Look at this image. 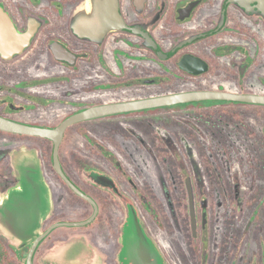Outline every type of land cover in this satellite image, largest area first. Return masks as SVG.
Returning a JSON list of instances; mask_svg holds the SVG:
<instances>
[{
    "label": "flooded vegetation",
    "instance_id": "obj_1",
    "mask_svg": "<svg viewBox=\"0 0 264 264\" xmlns=\"http://www.w3.org/2000/svg\"><path fill=\"white\" fill-rule=\"evenodd\" d=\"M85 1L0 0L1 116L55 128L107 103L198 90L264 95V0H118L113 28L79 16ZM106 117L69 125L60 143L62 170L85 196L55 167L51 140V158L29 147L52 197L32 264H264V177L226 163L207 178L206 196L194 188L193 215L187 190L180 205L153 206L141 167L133 176V160L106 141ZM259 122L262 142L249 147L264 148ZM4 169L13 181L0 196L18 182L10 155ZM129 204L149 237L137 246L125 236ZM35 240L19 248L24 264Z\"/></svg>",
    "mask_w": 264,
    "mask_h": 264
},
{
    "label": "water",
    "instance_id": "obj_2",
    "mask_svg": "<svg viewBox=\"0 0 264 264\" xmlns=\"http://www.w3.org/2000/svg\"><path fill=\"white\" fill-rule=\"evenodd\" d=\"M78 13L83 18L87 14L94 13L96 16L98 15L100 20L97 21L99 23H106L107 27L110 26V28L115 27L121 19L118 0H86L79 8ZM216 100L264 105V95L231 93L218 90H198L91 107L65 119L55 128L30 125L0 115V130L29 136H40L51 140L54 143L53 159L55 167L76 192L85 196L67 178L60 164V143L69 125L104 115L109 116L189 102ZM10 158L18 182L10 187L5 195L0 198V234L4 235L13 245H17L20 249L23 248L26 242L36 238L29 259L26 261V264H32L31 255L38 242L44 236L42 224L52 206L51 190L44 177L41 158L37 148H29L22 145L12 151ZM100 177L98 181L104 183L103 176ZM185 187L188 191L193 215L195 194L191 177L186 178ZM129 207L130 211L125 225V236L127 239H135L133 245L137 246V240L146 241L149 237L141 224L134 206L129 204ZM60 224L72 225L76 223Z\"/></svg>",
    "mask_w": 264,
    "mask_h": 264
},
{
    "label": "trees",
    "instance_id": "obj_3",
    "mask_svg": "<svg viewBox=\"0 0 264 264\" xmlns=\"http://www.w3.org/2000/svg\"><path fill=\"white\" fill-rule=\"evenodd\" d=\"M259 110H264V105L221 101L191 102L152 108L149 112L145 110L134 114L107 116L106 126L111 130L118 128L120 132L123 131V135L134 137L135 135L128 130L131 127L141 129L156 128L155 125L163 127L165 129L163 132L142 131L138 135L147 138V148L159 160L160 169L166 179L170 178L171 168L176 180L180 174L175 157L165 150L167 138L173 139L182 151L185 142L191 141L202 166L212 180L226 163L237 168L245 178L252 168L255 179H260L264 177V148L247 146L250 143L262 142L259 138L263 135L257 131L263 126L259 121L264 120V117L255 113ZM189 121L204 129L205 138ZM5 141L28 142L40 148L42 157H52V149L47 146L49 142L47 138L0 130V142ZM114 152L121 157H128L126 153L122 155V149H114ZM0 240L3 245L0 264H12L14 261L23 263L21 250L2 234Z\"/></svg>",
    "mask_w": 264,
    "mask_h": 264
},
{
    "label": "rangeland",
    "instance_id": "obj_4",
    "mask_svg": "<svg viewBox=\"0 0 264 264\" xmlns=\"http://www.w3.org/2000/svg\"><path fill=\"white\" fill-rule=\"evenodd\" d=\"M189 122L192 126L194 125L193 127L198 132H200L199 129H202L201 126L195 124L194 122ZM155 126L156 128L160 129L159 132H163L165 130L161 126ZM109 130L110 132L107 133L106 141H110L111 143L115 142L116 144H118L119 147L117 149L123 150L122 155H124L125 153L126 155H128V157H123L133 160L131 167L133 169L132 175L135 176L134 169L137 167V165L141 167L144 187L143 191L147 195L149 201L152 202L153 206L162 208L169 204L173 205V202L174 205H180L179 202H182V199L185 200L184 196L187 190L185 187V180L187 177L192 178V182L198 196L197 199H202L207 195V190H210V183L208 182V179L210 181L212 180L206 172L204 173V168H202V166L200 165V158L196 154L195 147L193 146L191 141L188 140L185 142V148L184 151H182V149H180V147L175 144L173 139H166L165 150L173 154V156L175 157L174 159H176V165L178 166L180 171L178 179L176 180L173 169L171 168L169 170L170 178L166 179L162 173V169H160L159 160L156 159L152 151L147 148V138L138 135L139 133H142L140 127H131L128 129L135 135V137L123 135V131L121 130L120 132L118 128H116L115 130ZM202 135H204V137L206 136L204 133ZM21 145H27L28 147L34 146L28 142H0V191L6 190V188L13 181L12 178L7 176L6 169H4L3 166L7 164L9 155L12 153V151L16 148H19ZM5 193L2 196H4ZM2 196H0V198ZM2 252L3 245L0 240V262ZM12 264H24V262L21 263L19 261H14Z\"/></svg>",
    "mask_w": 264,
    "mask_h": 264
}]
</instances>
